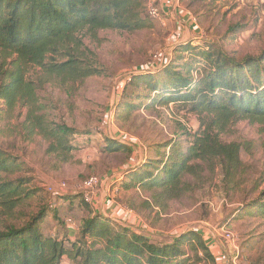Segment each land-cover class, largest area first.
<instances>
[{
    "label": "rangeland",
    "instance_id": "obj_1",
    "mask_svg": "<svg viewBox=\"0 0 264 264\" xmlns=\"http://www.w3.org/2000/svg\"><path fill=\"white\" fill-rule=\"evenodd\" d=\"M152 1L161 8L162 0H142L147 25L139 31L84 29L78 33L81 45L74 54L80 56L84 65L96 68V75L82 81H64L29 65L22 68V93L15 95L8 90V97L0 98V148L23 163V169L12 178L21 177L24 195L30 194L17 204V215L11 221L19 225L44 210L45 233L53 235L54 228L61 229L68 220L77 226L86 215L85 206H89L75 195L81 193L87 178L96 176L107 183L97 188L94 197L102 194V199L104 196L112 203L109 210H101L103 215L109 216L117 208L129 210L138 220V227L159 242L195 230L204 242L208 238L221 242L226 257L232 258L233 244L220 238V230L225 226L235 236L241 264H264V216L257 209L242 214L248 202L258 197L264 202L261 125L239 120L220 134L223 142H235L241 147L242 163L233 177L234 183L225 185V177L217 166L213 173H204V178H209L206 183L179 200L161 201L160 208L143 206L149 195L144 190L116 187L118 192H111L118 184L113 177L121 175L127 163L135 165L145 156H154L156 147L166 146L172 140L186 148L199 128L197 116L179 103L154 101L153 92L150 100L135 99L139 91L134 87L135 93L131 95L129 86L126 95L134 107L114 115L121 88L132 72L159 69L161 63L156 61L160 57L167 61L171 58L172 63L181 66L184 58L189 59V53L180 54L178 44L196 49L221 48L237 60L258 56L264 50V0H179L174 12L178 15L172 19L165 17L162 23L147 15V5ZM63 58L65 51L48 55L45 63H58ZM11 61L12 58L0 55V94L10 84L1 73L13 72ZM29 112H33L32 117L40 116L47 127L65 125L74 131L70 139L74 149L69 154L48 153V140L33 128L31 121H26ZM108 139L115 140L116 151L103 150ZM60 183L65 189H56L54 195L48 192V187L57 188ZM58 195L65 199H57ZM47 202L52 206L55 203L54 211L45 207ZM185 250L195 253L189 245ZM208 254L204 257L198 250V264H217L212 252Z\"/></svg>",
    "mask_w": 264,
    "mask_h": 264
},
{
    "label": "trees",
    "instance_id": "obj_2",
    "mask_svg": "<svg viewBox=\"0 0 264 264\" xmlns=\"http://www.w3.org/2000/svg\"><path fill=\"white\" fill-rule=\"evenodd\" d=\"M143 10L142 0H0V55L12 58L13 68V72L1 73L10 84L4 86L0 98H7L8 90L15 95L22 93V68L29 65L64 81H82L96 75V68L84 65L74 54L81 45L78 33L84 29L139 31L147 25ZM177 47L180 54L189 53L184 64H174L170 58L157 70H135L130 82L123 84L114 108L115 115L134 107L126 95L129 86L131 95L135 93L132 88L139 91L135 99L150 100L153 92L152 100L179 103L197 116L199 128L186 148L172 140L156 147L154 156H145L135 165L129 162L121 170L117 188L144 190L149 195L143 206L150 208H160L161 201L179 200L199 188L209 180L204 173H213L217 166L225 177L224 184L234 183L242 163L241 147L223 142L220 134L239 120L264 127V50L258 56L237 60L221 48ZM63 51L62 61L45 63L48 55ZM32 113L27 114L26 121H31L48 140V153L69 154L74 149L70 143L74 131L65 125L47 127L40 116L32 117ZM117 149L115 140L109 139L103 147L111 152ZM165 150L168 152H162ZM22 169L23 163L17 157L0 148V264H64V260L66 264H198V250L204 257L209 256V246L195 230L167 242L154 241L101 214H93L81 194L75 196L89 207L85 206L86 215L77 224L74 238L67 233V225L54 228L53 235L45 233L44 210L22 224H14V209L22 197L30 195H24L21 177L12 178ZM262 201L258 197L248 202L242 214L257 209L264 216ZM68 204L73 207L70 201ZM49 205L53 204L47 202L45 207ZM54 207L55 203L50 209ZM188 245L195 249L194 254L185 250Z\"/></svg>",
    "mask_w": 264,
    "mask_h": 264
},
{
    "label": "built area",
    "instance_id": "obj_3",
    "mask_svg": "<svg viewBox=\"0 0 264 264\" xmlns=\"http://www.w3.org/2000/svg\"><path fill=\"white\" fill-rule=\"evenodd\" d=\"M179 0H162V4H161V8L159 9L158 7H156L154 5V1L150 2L147 5V15L155 21H159L160 23H162L163 18H168V19H172L173 16H177V13H174L177 10V4H178ZM164 15V17H163ZM192 22H194V19H191ZM161 58V57H160ZM157 60L156 62H160L161 65L164 62V58L162 57V59ZM153 65L155 66L156 64L153 63ZM148 71H151L148 69ZM130 78H127V80L125 81V83L129 82ZM113 181L117 182L120 181L121 177L120 175H117L115 177H113ZM105 183H107V181L104 179V181L100 178H97L96 176H91L88 179H86L82 185H81V196L82 199L85 203L92 205L93 204V199H94V195L95 192L97 190V188H99V186H104ZM114 187V186H113ZM117 186H115L114 188L111 189L112 193H117L118 189L116 188ZM56 189L59 190H63L65 189V185L63 183H60L57 188H51L48 187L47 190L49 193H51L52 195H54ZM107 196V195H106ZM108 197V196H107ZM107 199V198H106ZM49 207L51 208L52 205H49ZM122 210V209H121ZM125 214L127 213H131L129 210H122ZM104 217L109 218V216H107V214H101ZM68 227H71L73 230H76V226L74 223H72L70 220L67 221ZM220 238L221 241H224L227 244H233V248L235 250V255L232 258H227L226 254H225V250L224 247L222 246L221 242H217V241H212L210 238H208L209 240H211L209 246L210 251L212 252V255L214 257V259L216 260L217 264H241L239 262L238 256V249L236 248V246L234 245L235 243V236L233 234V232L228 228V227H223L220 230Z\"/></svg>",
    "mask_w": 264,
    "mask_h": 264
},
{
    "label": "crops",
    "instance_id": "obj_4",
    "mask_svg": "<svg viewBox=\"0 0 264 264\" xmlns=\"http://www.w3.org/2000/svg\"><path fill=\"white\" fill-rule=\"evenodd\" d=\"M101 196L102 194L96 195L93 199V204L90 205L93 214L95 213L102 214V211H101L102 209L109 210L110 206L112 207V203L109 200H107L104 196L102 199ZM111 212H110L109 218L113 222H116V224L127 227L133 231L142 233L146 236H149V237L151 236V233L144 231L138 227V220L135 219V216L132 213L125 214L122 210H119L118 208L115 211H111ZM66 231L69 234L70 238H72L71 235L73 234L74 236L76 232L75 230H73L71 227H68V226H67ZM205 242L207 243V245H209L211 240L207 239L205 240ZM64 264H66V262H64Z\"/></svg>",
    "mask_w": 264,
    "mask_h": 264
}]
</instances>
